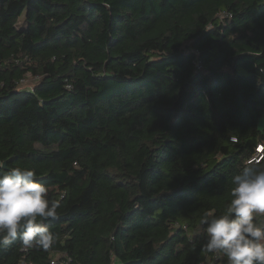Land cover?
I'll return each mask as SVG.
<instances>
[{"label": "trees", "instance_id": "obj_1", "mask_svg": "<svg viewBox=\"0 0 264 264\" xmlns=\"http://www.w3.org/2000/svg\"><path fill=\"white\" fill-rule=\"evenodd\" d=\"M263 116L264 0H0V161L60 201L0 264L205 263Z\"/></svg>", "mask_w": 264, "mask_h": 264}, {"label": "clouds", "instance_id": "obj_2", "mask_svg": "<svg viewBox=\"0 0 264 264\" xmlns=\"http://www.w3.org/2000/svg\"><path fill=\"white\" fill-rule=\"evenodd\" d=\"M256 151L259 155L232 177L224 210H207L199 220L201 251L223 264H264V145ZM48 192L35 169L0 161V249L17 241L45 250L52 246L55 235L44 221L56 215L60 201L50 200Z\"/></svg>", "mask_w": 264, "mask_h": 264}, {"label": "built area", "instance_id": "obj_3", "mask_svg": "<svg viewBox=\"0 0 264 264\" xmlns=\"http://www.w3.org/2000/svg\"><path fill=\"white\" fill-rule=\"evenodd\" d=\"M197 66H198V68H201L200 64H197ZM26 82L27 81H23V85ZM26 88H29V89L33 90V86H29V87H26ZM261 145H264V143H260L258 146H261ZM258 155H259V153H257V151H256L254 156H258ZM220 261L221 260L217 259L215 256H211V258H209L205 263H202V264H219ZM22 264H33V263H25V262H23ZM50 264H74V262H73V259L69 255H67L65 253H60V254L54 255L51 258Z\"/></svg>", "mask_w": 264, "mask_h": 264}, {"label": "rangeland", "instance_id": "obj_4", "mask_svg": "<svg viewBox=\"0 0 264 264\" xmlns=\"http://www.w3.org/2000/svg\"><path fill=\"white\" fill-rule=\"evenodd\" d=\"M37 79H29L23 86L29 87V86H33V84L36 82ZM260 127L263 128L264 127V116L260 119ZM115 264H119L118 261H115Z\"/></svg>", "mask_w": 264, "mask_h": 264}]
</instances>
